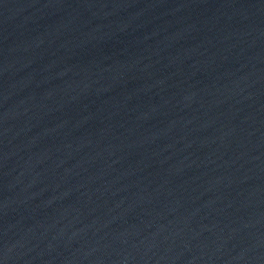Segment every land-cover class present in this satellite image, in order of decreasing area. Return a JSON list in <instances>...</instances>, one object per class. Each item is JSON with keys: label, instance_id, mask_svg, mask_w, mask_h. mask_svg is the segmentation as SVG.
<instances>
[{"label": "water", "instance_id": "obj_1", "mask_svg": "<svg viewBox=\"0 0 264 264\" xmlns=\"http://www.w3.org/2000/svg\"><path fill=\"white\" fill-rule=\"evenodd\" d=\"M0 264H264V0H0Z\"/></svg>", "mask_w": 264, "mask_h": 264}]
</instances>
